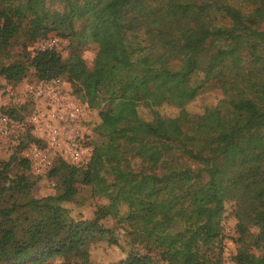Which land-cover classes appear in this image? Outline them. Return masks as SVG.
<instances>
[{"label":"trees","instance_id":"1","mask_svg":"<svg viewBox=\"0 0 264 264\" xmlns=\"http://www.w3.org/2000/svg\"><path fill=\"white\" fill-rule=\"evenodd\" d=\"M263 26L264 0H0V81L14 86L32 69L38 82L69 84L98 111L90 144L111 176L95 160L57 159L46 174L55 196L35 198L40 177L21 155L26 142L14 148L0 161V264H89L92 241L116 244L106 219L126 225L129 252L115 264H223L226 204L238 235L233 262L264 264ZM50 34L69 41L66 59L28 49ZM238 47L256 63L246 71L229 61ZM210 87L225 100L201 114L184 109ZM149 96L179 109L167 128L139 116L136 103ZM84 192L107 202L91 220L51 202L80 205Z\"/></svg>","mask_w":264,"mask_h":264},{"label":"rangeland","instance_id":"2","mask_svg":"<svg viewBox=\"0 0 264 264\" xmlns=\"http://www.w3.org/2000/svg\"><path fill=\"white\" fill-rule=\"evenodd\" d=\"M264 29V26H263ZM55 34H50V36H54ZM40 42L38 41L33 46H30L28 49L32 52L37 51L40 47ZM59 52L63 59H66L69 55V41L67 39H61V42L57 45L56 49ZM13 53H16L18 49L15 47ZM97 52V46L94 44H90L85 47L82 51V57L88 68L93 66L94 58ZM15 57L10 60H6V63L11 61H15ZM229 61L235 66V68L239 71H246L254 66L256 63L254 59L250 56L248 50L244 47H238L229 55ZM37 82L33 70L31 69L27 76L22 80V82L16 85H10L6 83L4 80L0 81V91L10 90V91H19L22 90L24 86L35 84ZM241 85L245 89H249L250 84L244 80L240 79ZM67 84V83H66ZM67 89L72 96V98L77 99L76 95L72 94V88L67 84ZM128 95L130 97H134V90H129ZM10 95L6 97L10 99ZM225 100V96L223 93L216 88L210 87L204 90L199 96H197L192 102L188 103L184 109L188 111L190 114H201L206 107L215 106L221 101ZM79 101V100H78ZM8 108L10 107L7 106ZM108 107V104H103L102 109ZM7 108V109H8ZM136 108L139 116L146 121H150L154 118L158 119L163 128H167L169 126L170 120L175 117L179 109L168 105L166 103H160L159 99L155 96H149L147 99L137 102ZM35 106L32 102L25 106V113L30 114L34 112ZM82 129L83 132L88 136L89 142H96L94 129L100 123V119L98 116L97 110H89L83 119ZM25 142L30 143L31 141L36 140V135L27 134L24 137ZM96 146V143L94 144ZM12 150H8L5 152V149L0 147V161H4L8 159V157L12 154ZM96 163H98V167L100 168L101 174L110 179V171L109 166L107 164H103L100 162L99 152L94 151L93 159ZM91 160V161H92ZM131 167L134 171L139 172L141 170L147 171L146 166L141 164L138 159L130 160ZM47 174V173H46ZM45 175H36L40 178L34 184L31 189V194L35 198L47 199L50 197H54L56 194V188L54 187V183L52 180L48 179ZM84 196L86 198L82 204L78 205L77 203L71 202H54L57 205H60L68 210L69 215L76 220H91L95 216V211L99 206L107 203L104 198L91 197L89 192H84ZM232 204L225 205V213L224 219L222 222L223 225V264H235L232 260L233 255L236 251L235 240L237 239L236 232V219L232 216ZM103 227L107 229L114 230L113 237L116 240V244L109 243L108 237L105 239H99L92 241L90 243V263L89 264H115L121 259H124L128 252L129 247L126 243V234L125 229L126 225H121L114 219H106L100 222ZM60 259H53L48 261L45 264H58L60 263Z\"/></svg>","mask_w":264,"mask_h":264},{"label":"built area","instance_id":"3","mask_svg":"<svg viewBox=\"0 0 264 264\" xmlns=\"http://www.w3.org/2000/svg\"><path fill=\"white\" fill-rule=\"evenodd\" d=\"M40 41L37 51L55 50L61 39L54 35ZM67 88L66 82L55 78L37 81L19 91H0V147L5 152L13 151L25 142L27 134L36 135V140L26 142L21 152L36 175H45L57 159L77 167L88 166L93 159L94 146L82 129L89 109L72 98ZM8 94L10 99L6 98ZM30 102L35 110L27 114L25 106Z\"/></svg>","mask_w":264,"mask_h":264}]
</instances>
